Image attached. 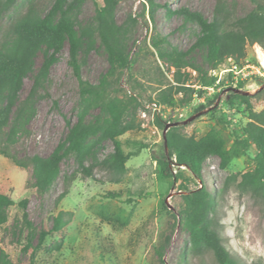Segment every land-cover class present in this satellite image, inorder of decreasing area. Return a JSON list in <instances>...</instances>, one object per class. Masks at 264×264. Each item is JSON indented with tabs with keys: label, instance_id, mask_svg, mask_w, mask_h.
<instances>
[{
	"label": "rangeland",
	"instance_id": "374dc122",
	"mask_svg": "<svg viewBox=\"0 0 264 264\" xmlns=\"http://www.w3.org/2000/svg\"><path fill=\"white\" fill-rule=\"evenodd\" d=\"M55 1L17 0L0 15V36L5 34L10 22L31 5L43 16ZM118 2L114 20L119 26L126 23L131 31L132 63L128 70L117 71L110 77L108 92L130 104L124 121L136 129L125 133L120 140L126 153L136 154L126 164L127 173L120 182H114L101 168H95L93 177H87L74 157L68 156L60 165V177L47 192L34 188L32 167H19L0 155V192L15 202L6 210L8 221L0 230L5 264H198L190 254L189 231L180 215L181 195L185 194L180 186L195 190L201 187V182L187 170L185 178L178 182L161 176L154 157L166 154L164 131L158 129L157 116L151 110L145 112L146 116L143 111L145 104L155 99L164 85L172 82V72L158 59L152 41L164 38L179 51L189 50L200 29L187 22L178 11L186 9L211 21L216 0H154L153 8L145 0ZM99 5V0H86L69 13L78 35L86 30L94 31ZM252 9L249 0H229V10L235 17H243ZM82 42L83 49L78 55L82 77L97 84L110 70L107 54L96 36L91 39L84 36ZM259 48L264 50L258 44L249 46L246 58L240 62L241 66H254L262 73V76L253 74L243 82L240 90L249 95L264 89ZM45 54L43 48L34 57L32 71L25 77L19 92L20 100L28 96ZM205 56L204 49H194L189 55L185 73L192 88L200 86L198 69L207 70ZM224 64L226 68L228 63ZM222 78L223 88H216L211 94L205 91L197 100L189 101L186 92L178 95V99L184 98L188 103L170 106V112H165L166 122H186L183 133L195 134L198 138L214 126L230 141L231 128L245 125L248 113L245 106L230 109L226 105L229 96L226 90L232 82V74H224ZM37 94L32 117L22 125L13 149L20 159L34 155L48 158L77 121L79 83L69 65L67 43ZM131 96L137 97L139 103L130 101ZM251 103L257 112L264 109V97L252 99ZM200 104H206V109L197 111ZM97 114V109L92 110L87 121H92ZM95 140L96 137L91 138L89 143ZM135 143L144 144L146 148L140 149ZM112 152L113 144L105 141L85 165L97 164ZM253 158L254 150L251 149L246 156L234 159L222 170L219 158L211 157L202 175L214 201L218 232L225 247L243 264H264V202L249 193L239 192L233 185L224 188L229 175L253 168ZM171 169L174 173L180 170L177 166ZM71 177L74 180L69 193L62 198L65 180ZM22 200H26V207L20 205ZM60 212L66 213L64 220L70 222L63 233L47 236L32 260L30 253L40 242L41 233L53 228L54 218ZM206 261L217 264L210 253Z\"/></svg>",
	"mask_w": 264,
	"mask_h": 264
},
{
	"label": "trees",
	"instance_id": "16d2710c",
	"mask_svg": "<svg viewBox=\"0 0 264 264\" xmlns=\"http://www.w3.org/2000/svg\"><path fill=\"white\" fill-rule=\"evenodd\" d=\"M17 0H0V15L7 11ZM86 0H56L45 15H40L31 5L27 11L14 18L5 34L0 36V155L11 159L22 168L32 167L35 178L34 188L40 192L49 191L60 177V165L64 158L73 156L81 171L87 177H93L95 168L109 173L114 182H120L127 173L126 164L136 153L125 152L124 143L120 138L136 128L124 121L128 114L129 103L112 97L109 94V79L115 72L128 70L132 61L129 53L130 29L127 24L117 25L114 13L118 0H99L96 10V27L78 35L69 13L79 8ZM151 8L154 0H145ZM253 9L243 17H235L229 10V0H216L213 18L205 19L199 13L179 10L187 22L196 24L200 33L194 45L187 51H179L167 39L153 40L152 46L157 52L162 65L172 72V82L164 85L157 93L156 102L162 105H187L184 98L177 96L185 93L189 101L197 95L201 98L204 88H223L224 84L216 85V78L209 75L210 70L217 69L226 62L240 63L247 56V48L258 44L264 48V0H249ZM98 37L104 48L110 70L99 83L92 84L82 77L81 65L78 59L83 49V37ZM69 48V65L79 83V103L77 121L69 127L66 138L54 152L44 158L39 155L18 158L14 152L17 135L22 125L33 114V105L38 97V89L46 78L49 69L57 62L64 45ZM88 46V43H86ZM45 49L42 64L33 77V86L24 100L19 99L25 77L32 71L36 54ZM194 49L206 51L205 63L207 70L198 69L200 89L187 87L188 74L185 68L189 65V55ZM244 83L238 84L237 90ZM227 88V87H226ZM225 89V88H224ZM228 89V88H227ZM226 101L230 108L245 106L248 122L243 126L231 128V140L228 141L221 129L211 127L202 137L183 133L184 126L179 124L171 127L164 134L166 154L154 157L163 178H171L175 182L185 178V171L200 180L201 187L190 190L188 186H180L183 207L180 215L189 231L190 254L198 264H208L207 254H212L217 264H243L239 257L231 253L223 244L218 232V221L215 218L214 201L211 193L204 185L203 167L211 157L219 158V167L225 170L234 159L246 156L254 150L253 168L244 172H236L225 179L224 188L233 185L241 193H249L264 202V109L257 112L252 107V99H262L264 89L249 95L231 90ZM130 101L139 103L137 97L131 96ZM98 110L92 121H87L92 110ZM206 109V104H200L197 111ZM178 122H170L174 124ZM158 129L164 131L167 122L156 118ZM95 141L89 143L91 138ZM113 144V152L97 164L86 166L89 157L103 142ZM139 148L144 144L135 143ZM171 165L180 168L176 173ZM181 167H184L182 169ZM74 178H66L65 189L61 197L69 193ZM188 181V180H186ZM116 197V196H115ZM15 202L5 193L0 192V230L7 223L6 210ZM26 207V200L20 202ZM64 212L54 218V226L50 231L41 233L40 242L30 253L34 260L47 236L61 234L69 220H64ZM27 214H24L26 218ZM0 264H5V255L0 246Z\"/></svg>",
	"mask_w": 264,
	"mask_h": 264
},
{
	"label": "built area",
	"instance_id": "2783aa9c",
	"mask_svg": "<svg viewBox=\"0 0 264 264\" xmlns=\"http://www.w3.org/2000/svg\"><path fill=\"white\" fill-rule=\"evenodd\" d=\"M259 51H257L258 55H259V53H262L264 55V50L259 48ZM227 63H228V66L226 68H224L225 64H222L217 69L209 71V75L216 78V85H219L220 83H222V79H223L222 77L224 74H232V82L228 86L226 93L230 92L231 90H237L238 84L240 82H245L249 77H252L251 75H253V74H258V75L262 76L260 69H255L254 66H250V65H242L241 66L240 63H234V62H227ZM260 63H261V61H260ZM261 65H262V63H261ZM248 70H252V71L249 72ZM246 71H248V72H246ZM192 74L196 75L194 72ZM186 86L187 87L190 86L189 82H187ZM193 88H195L197 90V89H200L201 86H193ZM204 90H206L208 92V94H211V92H214L215 88L214 87L204 88ZM194 100H197L196 94L194 95ZM144 108H145V110L143 111V116H146V113H145L146 111L151 110L154 115L161 118L165 122H166L165 112H170V110H171L170 106L158 104L156 102H150L148 104H145ZM167 123L170 124V122H167ZM171 166L175 167V165H171ZM181 168L184 169V167H181Z\"/></svg>",
	"mask_w": 264,
	"mask_h": 264
},
{
	"label": "water",
	"instance_id": "95a60500",
	"mask_svg": "<svg viewBox=\"0 0 264 264\" xmlns=\"http://www.w3.org/2000/svg\"><path fill=\"white\" fill-rule=\"evenodd\" d=\"M237 92H242L241 90H236ZM186 124V122H183L182 125ZM179 125V123H174V124H168L164 130V134L171 128Z\"/></svg>",
	"mask_w": 264,
	"mask_h": 264
},
{
	"label": "bare ground",
	"instance_id": "6f19581e",
	"mask_svg": "<svg viewBox=\"0 0 264 264\" xmlns=\"http://www.w3.org/2000/svg\"><path fill=\"white\" fill-rule=\"evenodd\" d=\"M259 60L262 63V66L264 67V55L262 53H259Z\"/></svg>",
	"mask_w": 264,
	"mask_h": 264
}]
</instances>
